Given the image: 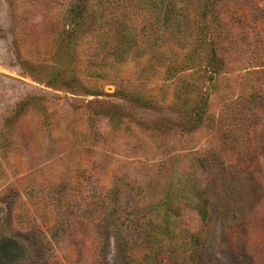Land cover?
<instances>
[{"label": "rangeland", "instance_id": "374dc122", "mask_svg": "<svg viewBox=\"0 0 264 264\" xmlns=\"http://www.w3.org/2000/svg\"><path fill=\"white\" fill-rule=\"evenodd\" d=\"M0 264H264V0H0Z\"/></svg>", "mask_w": 264, "mask_h": 264}, {"label": "trees", "instance_id": "16d2710c", "mask_svg": "<svg viewBox=\"0 0 264 264\" xmlns=\"http://www.w3.org/2000/svg\"><path fill=\"white\" fill-rule=\"evenodd\" d=\"M168 60H169V62H168L169 65L168 66H171L172 65L171 64L172 62L170 61L171 58H169ZM163 207H164V210H165V213L163 214V216H164L163 217L164 218L163 231L165 233H168L167 222H169V220H170L169 218L178 216V206H173L171 204L165 203V204H163ZM141 208H142V210H145L144 207H141ZM159 226H160L159 224H156V226L150 228V230H148L146 232V237H145L146 242H148L149 238H151V239L155 238V234H156L155 230L156 229L158 230V228H160Z\"/></svg>", "mask_w": 264, "mask_h": 264}]
</instances>
